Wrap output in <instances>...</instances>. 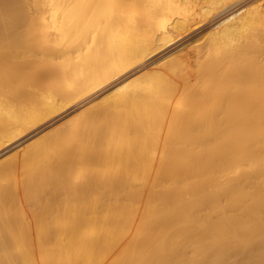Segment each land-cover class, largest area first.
Here are the masks:
<instances>
[{"label": "bare ground", "instance_id": "bare-ground-1", "mask_svg": "<svg viewBox=\"0 0 264 264\" xmlns=\"http://www.w3.org/2000/svg\"><path fill=\"white\" fill-rule=\"evenodd\" d=\"M77 108L0 152V264H264V0H0V150Z\"/></svg>", "mask_w": 264, "mask_h": 264}, {"label": "rangeland", "instance_id": "rangeland-1", "mask_svg": "<svg viewBox=\"0 0 264 264\" xmlns=\"http://www.w3.org/2000/svg\"><path fill=\"white\" fill-rule=\"evenodd\" d=\"M163 53V51H159L158 53H156L157 55H160V54H162ZM157 55L156 56H154L153 58H151V59H149L148 61H147V63H145V64H147L146 65V67H148L149 66V68L150 69H152V68H154L153 67V64L156 66V59H155V57H157ZM151 60V61H150ZM152 66H151V65ZM152 68H151V67ZM149 68H147V69H149ZM105 96V98H103V99H105V101L104 100H102L100 97H104ZM108 97H109V95L107 96V92H103V93H101V94H99V96L97 97H93V98H88V99H86V100H84L83 102H84V108H87L88 106L90 107L91 105H93V107H90V108H94V105L97 103V107H99V108H101L102 106H99V104L100 105H102V103H103V105L106 103V101H108L109 99H108ZM100 98V99H99ZM107 99V100H106ZM101 103H100V102ZM89 107L86 109V110H89ZM99 108H94L93 110L92 109H90L89 111H85L86 113H89L91 110L94 112L95 110L97 111ZM83 110H80V109H73L72 111H69L67 114H65V115H60L61 117H59L58 119H56L55 121H54V125L52 124L50 127H49V129H47L48 127H46V128H44V129H42V131L40 132V133H37V134H35V135H32L34 132H36L37 130H39V129H41V127H37V128H34V129H30L29 130V132L27 131L26 133L24 132V134L22 133L21 134V136H19V137H17L16 139H18V140H16L15 139V141H13V143L12 144H10V145H8V146H5V147H3V149H1L0 150V152L2 153H4V151L6 152V151H8V152H10V153H18V152H20V150H22V148L23 149H31V148H33V147H35V145H37L38 144V142L40 143H42V141L40 140V139H42L43 140V142L47 139V137L49 136V131H50V129L52 128V126H59V128H61L62 127V130H64V128H65V126H67L69 123L71 124V123H74V122H76V121H78V120H80V119H83L84 118V114H85V112H82ZM85 115H87V114H85ZM83 116V117H82ZM65 123H68L67 125H65L64 126V124ZM64 127V128H63ZM68 127V126H67ZM66 127V128H67ZM65 128V129H66ZM47 129V130H46ZM45 130V131H44ZM49 130V131H48ZM47 132H48V135L47 136H44V134L43 133H45V135L47 134ZM29 133V134H28ZM30 134L32 135V136H30ZM39 134H40V137H39ZM43 134V135H42ZM42 135V136H41ZM29 136V137H28ZM39 138V139H37V137ZM27 137V138H26ZM35 137H36V141H35ZM42 137V138H41ZM21 138H22V140H21ZM45 139V140H44ZM21 140V141H20ZM17 141H18V143H17ZM20 141V142H19ZM15 143H17V144H15ZM21 144H24L23 145V147H22V145ZM17 146V147H16ZM22 147V148H19V147ZM19 148V149H18ZM16 150V151H15ZM2 155H0V157H1ZM102 202H105V198L102 200ZM24 205H23V208L22 209H24ZM20 212H21V210H20ZM23 212H21V214H22ZM203 213H200L199 215H202ZM253 248V245L251 246H249L248 248H246L245 250V252H251L252 249ZM37 262H45V263H47L48 262V260H33V263H37ZM51 262H54V263H57V264H104V263H106L107 262V259L106 258H94V259H91V260H83V259H70V260H68V259H65V258H59L58 260H51ZM125 262V259H122V258H119V259H115V260H112V261H110V263L111 264H123Z\"/></svg>", "mask_w": 264, "mask_h": 264}]
</instances>
